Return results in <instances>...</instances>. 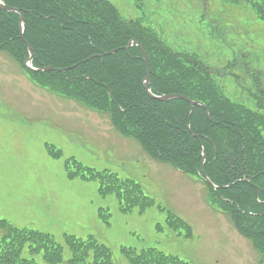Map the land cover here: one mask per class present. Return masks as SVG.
<instances>
[{
  "label": "rangeland",
  "instance_id": "obj_1",
  "mask_svg": "<svg viewBox=\"0 0 264 264\" xmlns=\"http://www.w3.org/2000/svg\"><path fill=\"white\" fill-rule=\"evenodd\" d=\"M108 1L123 18L140 20L174 51L210 67L209 76L223 95L257 111L264 124V93H249L257 86L264 91V13L250 6H263L262 0ZM28 50L34 58L32 47ZM45 68L32 74L0 50V220L39 229L61 245L54 262L45 259L44 250L29 251L27 245L21 259L34 258L37 264H264V251L238 231L230 213L217 208L223 204L213 196L217 207L207 200L203 180L155 159L140 141L114 127L110 113L36 84L43 71H50ZM71 156L77 159L67 164ZM105 170L135 180L140 189L106 188L109 180L103 183L95 174ZM121 194L129 198L127 204ZM171 214L182 216L191 228L171 225ZM3 231L0 227V236ZM67 236L99 239L112 257L97 256L90 246L73 261Z\"/></svg>",
  "mask_w": 264,
  "mask_h": 264
},
{
  "label": "trees",
  "instance_id": "obj_2",
  "mask_svg": "<svg viewBox=\"0 0 264 264\" xmlns=\"http://www.w3.org/2000/svg\"><path fill=\"white\" fill-rule=\"evenodd\" d=\"M2 1L19 12L0 7V49L7 50L32 74H38L37 67L62 68L43 71L36 83L110 113L120 131L116 129L140 141L155 159L199 177L209 187L207 200L212 199L215 207L213 198L219 200L223 205L217 208L230 213L237 228L264 251V124L257 111L230 101L210 78V67L205 68L193 57L184 59L140 20L123 18L108 0ZM254 7L264 13V5ZM21 14L26 42L20 35ZM133 39L141 43L149 57L154 94H184L204 102L207 108L179 98H151L144 86L148 69L142 49L129 46ZM27 43L33 49L34 68L24 65L30 57ZM115 49V54L105 55ZM72 80L77 84H70ZM227 105L230 109L225 108ZM108 172L95 173L103 183L109 180L111 185L106 188L140 189L133 180ZM121 195L127 204L129 198ZM132 202L137 204L134 198ZM169 218L170 224L189 226L180 215L171 214ZM0 227L4 230L0 264H37L33 258L21 259L26 244L30 249L44 250L48 262L60 259L61 245L50 234L19 228L5 220H0ZM67 238H71L70 247L75 252L73 261L79 251L90 246L97 256H111L110 247L93 237Z\"/></svg>",
  "mask_w": 264,
  "mask_h": 264
},
{
  "label": "water",
  "instance_id": "obj_3",
  "mask_svg": "<svg viewBox=\"0 0 264 264\" xmlns=\"http://www.w3.org/2000/svg\"><path fill=\"white\" fill-rule=\"evenodd\" d=\"M0 7L3 8L4 10L6 11H18V9L14 8V7H10V6H7L6 4H4L1 0H0ZM20 29H21V37L23 39L24 38V17L21 16V25H20ZM133 42H136L135 40L134 41H131L130 42V45L132 46L133 45ZM28 47H30V45L28 44ZM142 51H143V55H144V60H145V63L147 65V69H148V74L145 78V81H144V86H145V90L146 92L148 93V95L153 98V99H159V100H163V101H168L170 99H174V98H180V99H185L189 102H191V104L194 106L195 104H199V105H203L205 108H206V105L201 102V101H196V100H193L191 98H189L188 96L186 95H183V94H180V93H173V94H165V95H157V94H154L152 89L150 88V84H151V73H152V69H151V65H150V60H149V57L147 55V52L146 50L141 47ZM113 51H109L107 53H111ZM32 60V56L30 58ZM61 70V69H56V68H53V67H46L44 70ZM112 94V93H111ZM207 113L209 114V111H207ZM210 181V179H208ZM211 183V181H210Z\"/></svg>",
  "mask_w": 264,
  "mask_h": 264
},
{
  "label": "flooded vegetation",
  "instance_id": "obj_4",
  "mask_svg": "<svg viewBox=\"0 0 264 264\" xmlns=\"http://www.w3.org/2000/svg\"><path fill=\"white\" fill-rule=\"evenodd\" d=\"M180 53H182V52H180ZM182 55H184L183 57H184V59L185 58H191V56H188L187 54H184V53H182ZM252 71V70H251ZM260 71H258V73H259ZM257 73V74H258ZM252 74V72H249V75H251ZM254 78H257V75L255 74L254 75ZM239 86H240V89L242 88V86L240 85V84H238ZM243 88H244V86H243ZM251 95H259L260 93H264V91H263V89L259 86H257L256 87V90H253L252 92H249ZM148 94V93H147Z\"/></svg>",
  "mask_w": 264,
  "mask_h": 264
},
{
  "label": "bare ground",
  "instance_id": "obj_5",
  "mask_svg": "<svg viewBox=\"0 0 264 264\" xmlns=\"http://www.w3.org/2000/svg\"><path fill=\"white\" fill-rule=\"evenodd\" d=\"M26 42V40H24ZM28 44V43H27Z\"/></svg>",
  "mask_w": 264,
  "mask_h": 264
}]
</instances>
